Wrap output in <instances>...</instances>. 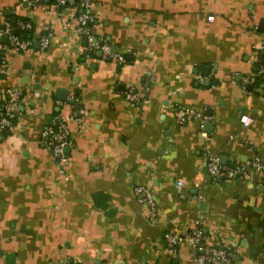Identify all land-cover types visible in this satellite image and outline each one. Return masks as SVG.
Wrapping results in <instances>:
<instances>
[{"label":"crops","instance_id":"0c3cea01","mask_svg":"<svg viewBox=\"0 0 264 264\" xmlns=\"http://www.w3.org/2000/svg\"><path fill=\"white\" fill-rule=\"evenodd\" d=\"M27 1L0 0V25L28 21L33 39L0 65V104L5 89L22 91L15 127L0 133V264H193L187 240L172 251L164 234L197 217L208 243L238 241L233 264H264V169L212 181L205 167L209 153L225 164L264 160V83L248 92L241 83L264 55V0H93L94 33L121 62L86 54L76 9ZM130 85L138 105L125 97ZM74 101L83 121L69 122L61 172L40 134ZM178 106L208 118L206 139L198 120L176 121ZM137 186L153 191L154 222Z\"/></svg>","mask_w":264,"mask_h":264},{"label":"built area","instance_id":"2783aa9c","mask_svg":"<svg viewBox=\"0 0 264 264\" xmlns=\"http://www.w3.org/2000/svg\"><path fill=\"white\" fill-rule=\"evenodd\" d=\"M50 0H28L29 5L43 4ZM57 7H72L77 10L78 23L76 26V33L85 42V51L87 53L100 52L101 59L108 57H116L120 62L123 57L115 53L112 45L103 37H98L94 33L95 16L92 13L94 5L93 0H53ZM213 19L214 16H209ZM18 33H15L14 23L9 19H4L0 25V65L5 60V54L14 49L20 53L29 51L33 45V39L27 36L26 33L32 32V24L28 21L19 22ZM6 35L7 40L3 41V36ZM52 32L46 31L38 38L39 50L45 52L50 46ZM260 48L263 49V46ZM207 76L203 74L198 75L200 83H204ZM235 82V77L233 78ZM242 88L248 92L250 85H258L264 83V55L255 74L243 77L241 80ZM148 88V86H147ZM6 99L0 104V133L10 131L16 125V120L22 107V91L18 87H9L4 90ZM125 97L131 105H138L142 101V94L130 85ZM74 111L66 116L57 115L51 125L46 127L40 134V141L43 143L53 158L60 166L61 172H65V166L69 162V154L67 149L73 145V138L69 129V122L73 119L83 121L82 108L77 106V101H74ZM176 121L184 125L192 120H198L202 130L204 139L207 138V133L203 131L206 126L208 118L204 114L194 108L178 106L175 111ZM252 118L246 114L241 116V122L245 127L250 126ZM207 173L212 181H219L223 178H238L241 180H248L251 178V173L254 170L264 169V160L254 155L248 163H232L225 164L222 162L218 154L209 153L205 161ZM184 181L178 180L176 187L181 198H185L183 188ZM135 194L138 201L147 205L149 209V218L154 222L158 215V209L154 200L153 191L149 187L137 186L135 187ZM199 199V196H194ZM164 240L172 251H177L182 240H187L189 246L194 250L193 264H233L238 258L237 243L236 245L208 243V234L203 226L201 218H195L193 225L188 228H182L178 231L166 232Z\"/></svg>","mask_w":264,"mask_h":264},{"label":"water","instance_id":"95a60500","mask_svg":"<svg viewBox=\"0 0 264 264\" xmlns=\"http://www.w3.org/2000/svg\"><path fill=\"white\" fill-rule=\"evenodd\" d=\"M261 26H262L261 29L264 30V20L261 21ZM15 32H18V30L15 29ZM2 39H3V41H6L7 40L6 35H4ZM98 55H101V53L98 52ZM207 68H209V67H207ZM205 73L208 75L210 73L209 69H207V71ZM251 88H252V85L249 86V89H251ZM61 99H64V97ZM8 256H9V254H8Z\"/></svg>","mask_w":264,"mask_h":264},{"label":"trees","instance_id":"16d2710c","mask_svg":"<svg viewBox=\"0 0 264 264\" xmlns=\"http://www.w3.org/2000/svg\"><path fill=\"white\" fill-rule=\"evenodd\" d=\"M12 21V20H11ZM26 34H28V33H26ZM27 36H29V35H27Z\"/></svg>","mask_w":264,"mask_h":264}]
</instances>
